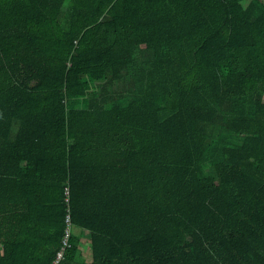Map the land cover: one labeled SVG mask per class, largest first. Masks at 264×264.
Returning a JSON list of instances; mask_svg holds the SVG:
<instances>
[{
	"label": "trees",
	"instance_id": "1",
	"mask_svg": "<svg viewBox=\"0 0 264 264\" xmlns=\"http://www.w3.org/2000/svg\"><path fill=\"white\" fill-rule=\"evenodd\" d=\"M67 232L59 264H264V0H0V264Z\"/></svg>",
	"mask_w": 264,
	"mask_h": 264
},
{
	"label": "built area",
	"instance_id": "2",
	"mask_svg": "<svg viewBox=\"0 0 264 264\" xmlns=\"http://www.w3.org/2000/svg\"><path fill=\"white\" fill-rule=\"evenodd\" d=\"M69 234V232H67V235H66V239H65V241H64V248L62 249V251L61 252H59L58 253V255H57V258H56V260L53 262V264H59V262L61 261V260H63V258H64V251H65V248L68 246V235Z\"/></svg>",
	"mask_w": 264,
	"mask_h": 264
},
{
	"label": "rangeland",
	"instance_id": "3",
	"mask_svg": "<svg viewBox=\"0 0 264 264\" xmlns=\"http://www.w3.org/2000/svg\"><path fill=\"white\" fill-rule=\"evenodd\" d=\"M81 247H83V250H85V252H84V253H85V254H84L85 257L87 258L88 261H90V260H91V257H90L91 255H90V253H89L88 246H87L86 244L82 243V244H81Z\"/></svg>",
	"mask_w": 264,
	"mask_h": 264
}]
</instances>
